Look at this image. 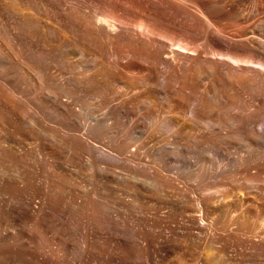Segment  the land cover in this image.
I'll use <instances>...</instances> for the list:
<instances>
[{
    "label": "bare ground",
    "instance_id": "obj_1",
    "mask_svg": "<svg viewBox=\"0 0 264 264\" xmlns=\"http://www.w3.org/2000/svg\"><path fill=\"white\" fill-rule=\"evenodd\" d=\"M0 8L15 41L0 43L10 64L0 73V125L10 130L0 135V185L28 181L31 168L53 180L57 207L34 223L68 244L79 233L81 244L78 258L56 259L0 225V264H158L165 248L194 252L193 231L205 228L194 214L206 216L210 203L222 207L210 231H226L237 218L229 211L264 207V182L253 180L264 161V0H5ZM72 45L89 56L83 70L66 65ZM72 166L88 173L87 186H74ZM232 183L231 196L217 189ZM65 199L75 209L105 206L104 226L72 221ZM6 204L1 218L43 209ZM175 213L178 227L169 225ZM263 223L231 229L222 264H264ZM179 235L191 245L175 242Z\"/></svg>",
    "mask_w": 264,
    "mask_h": 264
},
{
    "label": "rangeland",
    "instance_id": "obj_2",
    "mask_svg": "<svg viewBox=\"0 0 264 264\" xmlns=\"http://www.w3.org/2000/svg\"><path fill=\"white\" fill-rule=\"evenodd\" d=\"M4 3H5V0H0V6L1 7H2V5ZM18 8L21 9L22 11H24L25 13L30 14V12L24 6H22V4ZM42 21H43V19H42ZM0 22H2V24H0V29H1L0 30V39H1L0 40V43H2V42L5 41L4 44H6V45H9L10 44L9 45V46H11L10 48L14 49L15 48V41H14V39L12 37H10L9 33L7 32V30L4 27L3 17H2V13H1V8H0ZM5 30H6V32H5ZM8 37H10V38H8ZM12 39H13V41H12ZM76 46L77 45H72L71 46V52L72 53L69 54V55H67L65 57L66 58L65 61H66V63H68L66 65L69 66L70 68H72V70L74 68V71L75 72L77 71V69L78 70H83L86 66H88L90 64L89 56H84V58H80L79 57V54H80L79 52L80 51H77V49H79V47L78 46L76 47ZM1 53H0V59L3 58V52H1ZM7 65L8 64H6V66H5V63L3 64L2 62L0 63V73H1V71H3V72L6 71L5 74H7V72H8L7 70H8V68H10V64L8 66ZM0 84L2 86H4L3 85L4 83H3V81H2L1 78H0ZM11 87H9V88H11ZM7 90L10 91V89H7ZM10 92H12V91H10ZM13 94L15 95V97L21 98V100H23V101H27V99H28V98L27 99L24 98V96H22V95H18L16 93H13ZM19 102H18V104L20 105ZM0 131H1L0 132V135L7 136L9 134V131L10 130H7V129L6 130H2L1 129V125H0ZM0 151L3 152V150H1V149H0ZM241 154H243V152ZM213 160L215 162H217V163L224 162V156L222 154L221 155L220 154L213 155ZM75 167L76 166H72L71 167V170L74 169V170H72L73 172L76 170V173L75 174L73 173L74 176H73V174H70L71 178L73 179V180L71 179V181L73 182L74 186H77V185L81 186L82 185L81 187H85V185H86L85 181L88 179V173L86 171L80 169L79 167H76V169H75ZM256 168H255V170H253V174H254V171H255L254 179L253 180L256 181V182H264V161H262ZM31 169H32V171L31 172L29 171V173H28V178H29L28 181H23L22 183H20V184L18 183L16 185L13 184L10 181H7L5 184L3 183L2 185H0V193H1L0 194V200H1L0 202L2 204L4 202V205L7 203L6 204L7 206H14V207H16V206L17 207H22L26 203H31V205L34 206V207H38L39 206L41 208L43 206L42 207L43 209L41 208L42 209V212L34 213L32 215H28V216H24V217L21 216L20 218H17V220H16V218H14V216H11V215L8 216L9 218L11 217L10 219L8 217L6 218V216H2V218L0 216L1 222H3V223H6L7 221L10 222V224L7 223L10 226L7 225L5 229L3 228V226L5 227L6 224H3V223L1 224L0 223L2 230H5V231L7 230V232H10V233L12 232L13 235L17 239H19V240H23V241H25L27 243L29 241L28 244L32 245L33 247L38 248L39 250H42V251H45L46 250V252H48L49 254H51L52 257H55L56 259L60 255H61L60 256L61 258L62 257L63 258L65 257L66 260H72L74 258H78L81 255V252H79V251H81V244L79 243L80 242L79 233H76L75 234V236H74L75 238H74V240H72L73 243L70 241L71 243L68 244V242H67V240H66L65 237L60 236V238L62 239V240H60L59 237L58 238L57 237L55 238V236L52 235V233L50 232V230L45 229V228H37V226L35 225L34 222H36V219L37 220L38 219H41L40 217H44V218H47L48 219V215L51 213V211L54 209L55 206L57 207V203H58L57 192L61 194V191H56L57 190V186H56L55 182L53 180H51V179L49 180L48 177H46V178L41 177L40 178L36 174H35V176H37V177H34L33 176L34 174H32V173H34L33 172L34 170H33V168H31ZM55 171H56V169H55ZM37 178H39L38 179L39 181L37 180ZM42 180H43V182H42ZM188 182L190 184L192 183L191 180H189ZM37 184H38V186H37ZM19 186H20V188H19ZM238 186L239 185L237 183H232V184L225 185L223 189H222V187L221 188H217V189L220 190V191H223L222 194L224 193V196L228 197L227 195L231 196L232 193L234 192V190L236 188H238ZM54 191H55V193H53ZM196 193L197 192L195 191V194ZM55 196H57V197H55ZM242 196H243V194H241V197ZM227 200H230V198H228ZM227 200H224V203ZM67 201L68 200L65 199V202H64L63 205H64V209H65L66 214L69 217L71 216L70 219L72 221H74V222H76V221L77 222H81V220H82V222H83V220L84 221H86V220L89 221L90 220L92 222H95L96 225L97 224L100 225V227H103L104 226V223H105L104 221H106V219H107L106 216L108 214L107 213L108 212V209L105 206H99V207H97L98 205H96L93 201L88 200L87 201L88 203L86 202L85 207L80 208V209H78V208L75 209L73 207L71 208V205L72 204L70 203V201L69 202H67ZM254 202H256V203H253V204L250 203V204H247V205H243L242 208L240 207L242 204L241 205H237L236 204V205H234L233 207H231L229 209L226 207L228 209V211L229 210H233L235 206H236L237 209H240L241 208V210H239V211L236 210V209L233 210V213H236V214L238 213L237 215L236 214L235 215L234 214L232 215V212L229 211L230 212L229 213V216L231 215V217L235 216L237 218H236L235 221H233V222H231L229 224H228V221H226V225H227L226 231H223V230H221V229H219L217 227H216V229L213 228L211 231L207 229V226L210 224V222H212L213 220H218V218H220V212L222 211V209H221L222 207H218L215 203H213V204L210 203V205L208 204L209 207L206 206L204 208L205 209L204 211L207 210L206 211L207 212V215L206 216L204 215V212L203 213L200 212V214L199 213L198 214H194V215H196V217L198 216L199 220L202 221L201 223H200V221H198L199 224H201L202 227H205V228H203V232H200L199 233L196 230L193 231V233H195V234H193V238H195L194 239V242H195L194 245L195 246L193 248L194 252L193 253H189V256H185V255L183 256V251L181 249H174V248L171 249L170 247H168V248H165L163 250L165 252H161L162 253L161 254L162 258H158V264H181V263L182 264H184V263L185 264H187V263L188 264H197V263L198 264H200V263H202V264H222L223 263V260L225 261V259H227L228 253L226 254V251H227L226 250V241H227L226 238H227V235L230 234L229 231L231 229L232 230H235V231H239V230L247 229L249 227L251 229H254V230H259V229L263 228L262 227V223L264 222L263 221L264 220V207L262 208L263 205H261L259 202H257V201H254ZM69 204H71V205H69ZM94 204H95L96 207L94 206ZM68 206H69V208H68ZM91 206H93V208ZM103 207L106 208V209L103 210L104 209ZM99 208H101V209H99ZM81 209H82V211H81ZM83 209H84V211H83ZM45 210L48 211V212H46ZM68 210H70V211H68ZM244 210H246V211H244ZM253 214H255L254 217H252ZM34 215H36L37 218ZM49 216H51V215H49ZM72 217H74L75 219L72 218ZM201 217H203V219ZM246 217H249L250 219L249 218H246ZM179 218H180V220H179ZM173 219H175V220H173ZM242 219L244 221L247 220V222L246 221L244 222ZM14 220H15V222H14ZM26 220H28L29 222L26 221ZM31 220H33V221H31ZM241 220L243 221V223H242ZM248 220H249L250 224L248 223ZM16 221L18 222V224H17ZM19 221H21V222H19ZM251 221H252V224H251ZM12 223H14V224H12ZM32 223H33V225H32ZM181 224H182L181 217L179 215H177V214L173 216L171 222L169 223V225H171L172 227H173V225H175L174 227H178ZM202 224H204V226ZM236 225H237V227H236ZM248 225H249V227H247ZM258 225L259 226L261 225V226L258 227ZM245 227H247V228H245ZM30 236H31V238H30ZM52 237H54L55 239L52 238ZM176 238H178L179 240L176 239ZM180 238H181L182 241L180 240ZM30 239H32V240H30ZM172 239H174V238H172ZM175 239H174L175 242L178 240L179 242L180 241L182 242L181 245H184L185 244V242H183L184 239H183V237H181V235L175 236ZM196 239H197V241H196ZM63 240L64 241L66 240L65 241L66 242L65 244H63L64 243ZM187 244L191 245L190 242H186V244L184 246H187ZM196 244H197V246H196ZM77 245H79V246H77ZM64 246H65V248H64ZM72 246L73 247L75 246V249ZM70 250H72V251H70ZM171 250H172V252H171ZM53 253H54V255H53ZM56 254H57V256H56ZM105 254L106 253H105L104 250L103 251L102 250L101 251H98V253H97V255L100 256V257H102L103 255L105 256ZM224 254H225V257L226 258H223ZM181 257H183V258H181ZM187 260H189V261H187ZM198 260H199V262H197Z\"/></svg>",
    "mask_w": 264,
    "mask_h": 264
}]
</instances>
